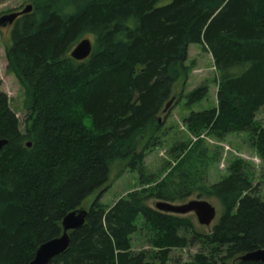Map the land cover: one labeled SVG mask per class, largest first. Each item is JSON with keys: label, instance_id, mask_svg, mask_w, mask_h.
<instances>
[{"label": "trees", "instance_id": "16d2710c", "mask_svg": "<svg viewBox=\"0 0 264 264\" xmlns=\"http://www.w3.org/2000/svg\"><path fill=\"white\" fill-rule=\"evenodd\" d=\"M24 2L32 8L14 20L4 43L26 118L19 130L0 89V139L7 140L0 150V264H29L40 243L61 234L62 217L91 198L84 226L69 232L68 248L49 264H166L173 248L197 243L206 250L182 264H264L238 259L264 247V194L239 158L208 184L209 151L198 136L247 132L264 162V126L256 121L264 108V0ZM82 38L92 49L75 60L70 50ZM192 43L211 55L217 105L184 120L196 139L170 148L173 161L160 181L141 182L144 150L160 143L159 114L189 73ZM207 93L199 86L186 98ZM115 161L150 186L105 205L98 190ZM196 190L222 206L208 233L144 202L181 201ZM141 228L155 252L133 251L131 237Z\"/></svg>", "mask_w": 264, "mask_h": 264}, {"label": "rangeland", "instance_id": "374dc122", "mask_svg": "<svg viewBox=\"0 0 264 264\" xmlns=\"http://www.w3.org/2000/svg\"><path fill=\"white\" fill-rule=\"evenodd\" d=\"M25 0H0V15L12 12L13 10H21L26 3ZM10 27H0V89L9 98L11 108L16 112V116L20 123V129H24L26 112L22 109V92L18 79L12 73L7 71V59L5 54L4 43L9 40ZM187 64L190 67L188 75L181 77L174 85L172 96L175 102L170 105L169 109L165 113H160L159 118L161 120V130L159 133L160 143L155 146H149L144 150V158L142 162L141 170L144 172L141 182L145 178H156V181H160L166 174L165 168L166 162L173 161L170 148L178 144H186L194 141L196 138L186 128L184 120L193 112H199L206 109H213L217 105L216 100V80L219 75L213 66L212 58L209 52L203 51L201 47L195 43L188 45V58ZM199 86H206L208 93L200 101L189 102L187 95L189 92ZM256 121L264 126V108H262L256 114ZM207 144L209 151V160L211 163L208 166L207 183H216L222 177L228 173V167L231 162L239 158L246 164L247 174L250 176L253 184L257 186V192L260 195L264 194V162L255 153L254 149L250 145V137L247 132L231 131L223 136L218 137L214 135H208L204 130L201 135H198ZM229 145L234 152L226 150L224 147ZM139 150V149H138ZM122 161H115L112 163V167L109 174L107 183L98 191H100V201L105 205H112L119 197L125 196L131 191L138 190L142 187L149 188L150 184L140 182L138 170L127 169L122 165ZM151 184H154L152 182ZM95 195V194H94ZM93 195V196H94ZM92 196V197H93ZM191 199H203L212 203L216 207V215L211 224L208 226L200 225L197 221L194 213H187L178 215L180 217H186L191 219L192 226L199 233H208L213 224H215L222 210V206L218 199L214 197H206L199 195V191H194L191 196L189 195L181 201H174V204L184 203ZM92 200L89 199V203ZM160 199L150 198L144 201L150 207L155 208V201ZM88 202L83 203L82 207L87 208ZM141 217H137V223L141 222ZM182 235L190 236L191 234L181 232ZM148 231L145 228H141L134 233L131 237L132 249L134 252L145 250L149 253L155 252L154 249L148 243ZM206 250L201 244L189 245L183 248H173L170 251V258L166 264H182L189 261L198 251ZM206 252V251H205ZM155 264H159L158 261H154ZM226 264H234L231 260L225 262Z\"/></svg>", "mask_w": 264, "mask_h": 264}, {"label": "water", "instance_id": "95a60500", "mask_svg": "<svg viewBox=\"0 0 264 264\" xmlns=\"http://www.w3.org/2000/svg\"><path fill=\"white\" fill-rule=\"evenodd\" d=\"M31 4L25 5L21 10L12 11L0 15V27H7L12 25L14 20L24 13H28L31 10ZM90 49H92V44L89 38H82L79 40L75 46L70 50V56L75 60L85 59L90 54ZM174 101L171 97L165 104V107L161 112L165 113L169 109L170 105ZM7 143L6 139H0V150ZM27 145H30L27 142ZM155 208L157 210L173 213V214H187L194 213L197 221L200 225L208 226L211 224L212 220L216 215V207L207 200L203 199H189L188 201L180 204H174L168 201H155ZM87 210L83 207L76 208L67 212L60 222L61 224V234L55 238H52L40 243L36 248L33 259L29 264H49L52 257L62 254L68 248L69 242V232L72 230H77L84 226ZM239 260L248 261H259L264 263V247L257 248L253 251L247 252L238 257Z\"/></svg>", "mask_w": 264, "mask_h": 264}]
</instances>
